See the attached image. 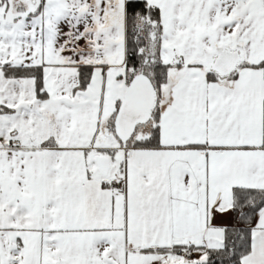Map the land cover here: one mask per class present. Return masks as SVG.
Here are the masks:
<instances>
[{"label":"snow or ice","instance_id":"6c2138e0","mask_svg":"<svg viewBox=\"0 0 264 264\" xmlns=\"http://www.w3.org/2000/svg\"><path fill=\"white\" fill-rule=\"evenodd\" d=\"M0 264H264V0H0Z\"/></svg>","mask_w":264,"mask_h":264}]
</instances>
